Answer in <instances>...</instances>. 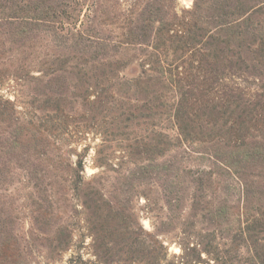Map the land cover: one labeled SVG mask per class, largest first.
<instances>
[{"label": "rangeland", "instance_id": "374dc122", "mask_svg": "<svg viewBox=\"0 0 264 264\" xmlns=\"http://www.w3.org/2000/svg\"><path fill=\"white\" fill-rule=\"evenodd\" d=\"M212 1L70 3L77 28L113 41L147 4L159 9L160 39L156 23L149 46L112 52L119 68L110 75L136 77L155 54L180 65L194 89L203 91L202 77L219 71L264 92L263 67L261 76H250L234 65L236 53L249 62L247 46L259 42L221 34L230 43L215 46ZM183 24L195 38L185 46L167 36ZM70 46L46 31L14 43L0 29V97L27 127L14 150L0 152V264H264V167L229 179L206 160L208 141L218 139L173 149L163 115L154 128L163 136L154 139L152 119L138 118L141 94L117 87L114 76H103ZM12 124L0 111V137L14 140ZM237 135L264 142V124Z\"/></svg>", "mask_w": 264, "mask_h": 264}, {"label": "trees", "instance_id": "16d2710c", "mask_svg": "<svg viewBox=\"0 0 264 264\" xmlns=\"http://www.w3.org/2000/svg\"><path fill=\"white\" fill-rule=\"evenodd\" d=\"M70 1H0V29H5L8 38L14 43L40 31H46L56 38L64 39L71 44V48L82 56H86L88 59L86 62H90L93 68L101 71L103 76H114L117 87L127 92L133 91L134 94H141L140 102L142 103L137 106L138 118L140 120L147 117L152 119L155 124L151 131L154 139H160L163 136L154 128L160 117L166 116L171 126L169 131L171 133L164 137L170 139L168 144L171 148L193 146L197 144L196 139H218V141H208L211 153L209 155L206 153L208 155L206 160L223 171L229 179L231 176V178L240 180L247 167L252 168L256 165L264 167V142L246 143L240 140L244 138L237 135L253 125L264 124L263 91L250 92V87L242 86L235 76L219 71H214L211 78L202 77L199 86L204 87L203 91L194 89L193 83H188V78L184 77L182 71H179L182 68L180 65H165L155 54L148 55L150 58L148 63L143 66L141 74L136 77L125 79L119 77L118 74L110 75L119 68V60L111 55L112 52L129 47L136 50L138 46V48L143 45L149 46L147 44L150 34L156 23L160 26L156 30L158 35L155 39L156 41L160 39L164 24L158 17L159 9L153 3L147 4L135 17L132 27L122 35L120 41H113L91 35L84 29L77 28L75 11ZM210 8L217 31V36L214 38L215 46L218 47L220 42L228 46L231 39L244 42L243 39L247 37L252 44L259 42L256 45L259 48L252 49L247 46L248 52L253 55L249 59L250 64L239 53H236L234 65L238 66V71L243 72L241 67L248 71L250 76L256 74L261 76L260 67L264 68V1L255 4L251 0H213ZM198 9L200 7L196 4L194 11ZM184 25H186V31L183 29ZM191 28L193 27L190 24L179 25L175 32L170 30L169 35L167 33L168 40L177 39L182 46L188 45L189 42L195 40L191 38ZM221 34L230 37V41H220L218 37ZM152 48L155 49L153 46ZM237 49L242 48L237 44ZM256 54L258 57L255 58ZM196 90L208 99L200 102L194 95ZM10 105V101L0 97L1 115L6 117L8 123L14 125L12 132L14 140H10L9 137H0V152L6 154L18 146L15 139H19L27 128L18 117L10 114ZM29 125H31L30 122ZM230 134L235 136L233 144L222 140L225 137L230 139ZM206 154L202 153L201 156ZM170 166L173 167L172 164ZM78 171H82L80 161L74 173L78 174Z\"/></svg>", "mask_w": 264, "mask_h": 264}]
</instances>
